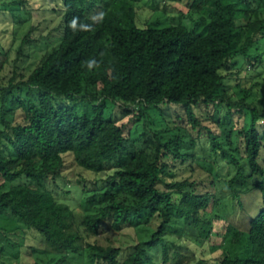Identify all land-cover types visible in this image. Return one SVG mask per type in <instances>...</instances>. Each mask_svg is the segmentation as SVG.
I'll list each match as a JSON object with an SVG mask.
<instances>
[{"label": "trees", "instance_id": "trees-1", "mask_svg": "<svg viewBox=\"0 0 264 264\" xmlns=\"http://www.w3.org/2000/svg\"><path fill=\"white\" fill-rule=\"evenodd\" d=\"M26 1L16 0L15 6L28 10ZM187 2L186 22L161 26L138 23L128 0H59L54 9L62 20L52 36L57 43L29 72L16 65L9 81L0 83V215L11 213L42 232L63 254L46 264L82 253L86 243L97 264H183L188 256L171 253L167 236L173 232L210 248V258L200 251L193 264H264V134L258 126L264 112L251 106L248 120L243 115V124L233 122L219 133L205 126L197 109L201 103L223 104L230 113L239 104L227 101L221 88L237 56L262 60L250 52L264 34V0ZM32 32L23 37L17 62L36 40ZM7 51L0 46V54ZM108 100L125 113L135 114L139 107V117L180 106L185 124L147 123L138 145L119 119L105 114ZM198 143L208 146V171L177 178L175 168L196 169ZM77 168L108 173L80 219L74 200L71 205L70 198L60 199L51 186L71 180ZM225 187L247 226L220 211L228 197ZM246 197L257 204L248 209ZM153 217L157 230L139 238L123 260L122 247L86 240ZM217 220L224 230L215 232ZM191 228L196 232L188 236Z\"/></svg>", "mask_w": 264, "mask_h": 264}, {"label": "rangeland", "instance_id": "rangeland-1", "mask_svg": "<svg viewBox=\"0 0 264 264\" xmlns=\"http://www.w3.org/2000/svg\"><path fill=\"white\" fill-rule=\"evenodd\" d=\"M59 0H27L26 5L28 10L21 11L20 7L15 6L16 0H0V46H8L6 55L0 54V83H7L13 75L14 69L19 65V69H23L25 73L29 72L42 55L53 47L59 40L57 35L59 31L57 26L61 23L62 14L58 9H54ZM137 10L136 17L140 24L148 22H157L159 25H168L173 22H186L188 19L183 16L189 10L188 0H128ZM256 0H250L255 2ZM244 2V0H241ZM29 11V12H28ZM26 14V17L24 16ZM28 14V16H27ZM33 29L31 37L36 38L28 45L24 52L25 55L17 62L19 56V48L22 44L23 37L30 29ZM51 35V37H50ZM9 40V41H8ZM10 40L11 43H10ZM251 55H262L260 62H249L251 56L239 55L236 57L237 64H233V68L227 71V77L224 80L221 90L227 92V101L236 103L233 109L229 111L226 105L221 104L217 108L214 105H206L201 103L197 109L203 123L208 128H211L219 133H224L226 128L231 126L233 122L244 123L248 120V110L251 106H257L264 112V34L259 42L251 50ZM237 66L239 69H237ZM164 110L160 112L156 109H151L143 116L139 117L136 107V113H125L118 102L108 100L105 107V114L120 120L125 126L127 133L141 145L144 142V133L147 130V123L151 126H164L168 120L179 121L180 124H185V113L180 106H163ZM181 115V118L179 117ZM244 115V118L242 116ZM141 118V119H140ZM156 122V123H155ZM165 122V123H164ZM227 126V127H226ZM259 131L264 134V119L261 118L258 122ZM197 137L198 132H193ZM207 133L205 129V134ZM198 159L195 165V170L191 169L194 166L175 168L177 178L185 176L196 177L200 172L208 171V162L205 155H208V146L201 147L198 143L195 147ZM191 151V150H190ZM180 162H178L179 164ZM214 166V168H213ZM212 166V171L218 170L216 165ZM108 171H112L108 168ZM108 173L95 174L89 170L77 168L75 177L69 181H62L61 186L51 185L56 188L60 199L70 198L67 202L72 205L76 211L77 217L82 216L83 208L87 207L89 198L93 195V189L96 186L105 184L103 181L107 178ZM97 178L99 184H96ZM81 180L78 184L77 182ZM205 184H209V180L205 179ZM88 187L85 194H79L82 188ZM223 192L228 195L223 200L220 211L229 215V220L240 226H247V219L244 213H239V207L235 206L232 199V193L228 187L223 189ZM71 199L74 201L71 202ZM256 198H245V204L248 209H251L253 204H257ZM97 202V201H96ZM89 207V206H88ZM159 221L157 218H151L150 221H141L138 226H127L121 231L116 232L111 229L103 231L96 236H87V242L102 243L105 245L114 244L122 247V253L119 259L123 260L133 249L139 238L148 239L153 232L157 230ZM224 222L222 220L215 221V232L224 230ZM0 264H46L54 263L63 255L60 251L48 244L45 235L34 228H29L21 224L19 219L11 213H3L0 215ZM195 228L189 229L188 236L195 234ZM168 241L172 243L171 253L180 250L183 256H188V260L183 264H193L195 262V254L203 252V257L210 258V248L203 249L198 243L188 239H184L175 234L167 236ZM92 248L87 243L85 249L81 252H72L66 261L61 264H97L93 260ZM173 255V254H172ZM185 258V257H184ZM171 264H175L171 261Z\"/></svg>", "mask_w": 264, "mask_h": 264}]
</instances>
